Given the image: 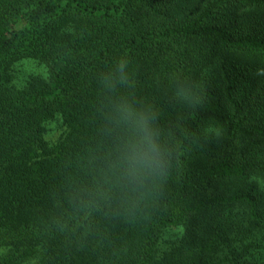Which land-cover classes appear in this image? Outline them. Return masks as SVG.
<instances>
[{
  "label": "trees",
  "instance_id": "obj_1",
  "mask_svg": "<svg viewBox=\"0 0 264 264\" xmlns=\"http://www.w3.org/2000/svg\"><path fill=\"white\" fill-rule=\"evenodd\" d=\"M22 60L45 75L14 86ZM179 84L203 90L197 114ZM263 239L264 0H0V264H244Z\"/></svg>",
  "mask_w": 264,
  "mask_h": 264
},
{
  "label": "clouds",
  "instance_id": "obj_2",
  "mask_svg": "<svg viewBox=\"0 0 264 264\" xmlns=\"http://www.w3.org/2000/svg\"><path fill=\"white\" fill-rule=\"evenodd\" d=\"M129 67V60L126 56L119 57L115 60V72L113 79L119 78L122 83H129V75L126 69ZM173 95L175 99L185 104L197 114L199 109L204 106L203 90L197 91L193 86L179 84L176 86ZM117 110L122 113L125 123L133 127L138 135L137 141L140 146L139 159L142 165L141 170L148 175L163 171V157L156 140V133L150 123L151 117L135 108L130 102L122 101L117 105ZM201 135L208 141H219L223 135V129L214 123H207L201 129Z\"/></svg>",
  "mask_w": 264,
  "mask_h": 264
},
{
  "label": "rangeland",
  "instance_id": "obj_3",
  "mask_svg": "<svg viewBox=\"0 0 264 264\" xmlns=\"http://www.w3.org/2000/svg\"><path fill=\"white\" fill-rule=\"evenodd\" d=\"M263 22V18L261 19ZM31 75H45L44 68L40 66L36 61L33 60H22L17 62V64L14 65L12 69V84L17 87L24 86L25 83H27L29 77ZM240 185L246 186L247 189L251 188L250 185H253L254 187L258 188L260 192L262 191V183L259 180L256 179H250L247 178L246 180H241ZM180 232L178 230H174L169 232L166 235L167 237H172V239L176 238ZM264 240V239H263ZM163 242V241H162ZM161 246H164L163 243H161ZM250 252L252 253V256H247L244 260V264H264V247L261 248V250L255 254L256 249H251ZM227 255L228 260H223V262H220V264H235L232 260V257L222 252L219 254V258L224 259V257ZM219 260V261H220Z\"/></svg>",
  "mask_w": 264,
  "mask_h": 264
}]
</instances>
